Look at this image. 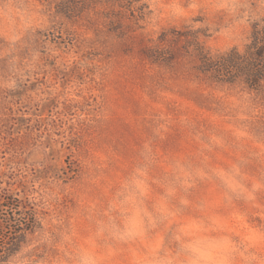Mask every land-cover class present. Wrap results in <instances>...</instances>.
Wrapping results in <instances>:
<instances>
[{"label": "rangeland", "instance_id": "1", "mask_svg": "<svg viewBox=\"0 0 264 264\" xmlns=\"http://www.w3.org/2000/svg\"><path fill=\"white\" fill-rule=\"evenodd\" d=\"M32 2L48 19L16 53L27 76L14 88L0 86V193L30 201L41 226L69 216L101 169L121 173L157 126L167 132L162 155L192 150L175 123L180 117L224 138L229 148L216 154L219 162L235 155L233 133L243 136V127L264 139V91L202 71V53L186 55L187 33L154 39L147 0ZM9 74L0 58V85ZM40 231L28 233L22 248ZM46 252L37 246L32 254L38 261Z\"/></svg>", "mask_w": 264, "mask_h": 264}, {"label": "clouds", "instance_id": "2", "mask_svg": "<svg viewBox=\"0 0 264 264\" xmlns=\"http://www.w3.org/2000/svg\"><path fill=\"white\" fill-rule=\"evenodd\" d=\"M147 2L150 34L187 33L189 58L243 57L253 26L264 27V0ZM46 19L32 0H0V58L10 69L0 86L14 88L27 76L16 53ZM175 123L192 150L162 155L158 144L167 132L157 126L121 173L93 175L77 208L52 223L43 219L36 239L5 264H264V223L254 222L264 215V139L243 127V136L233 133L235 155L219 162L216 154L229 148L222 136L197 132L187 116ZM37 246L47 249L38 261Z\"/></svg>", "mask_w": 264, "mask_h": 264}, {"label": "trees", "instance_id": "3", "mask_svg": "<svg viewBox=\"0 0 264 264\" xmlns=\"http://www.w3.org/2000/svg\"><path fill=\"white\" fill-rule=\"evenodd\" d=\"M76 2L78 0H68ZM201 70L217 81L244 82L248 87L264 91V27L253 26L252 44L243 57L235 52L219 62L210 61L202 53ZM41 227L34 205L9 191L0 193V262L21 249L27 234Z\"/></svg>", "mask_w": 264, "mask_h": 264}]
</instances>
